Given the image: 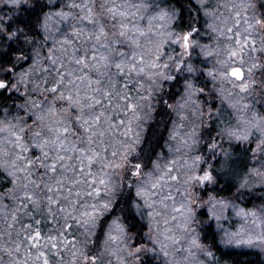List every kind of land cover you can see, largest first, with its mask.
<instances>
[{"label":"snow or ice","instance_id":"obj_1","mask_svg":"<svg viewBox=\"0 0 264 264\" xmlns=\"http://www.w3.org/2000/svg\"><path fill=\"white\" fill-rule=\"evenodd\" d=\"M237 249L264 254V0H0V264Z\"/></svg>","mask_w":264,"mask_h":264},{"label":"trees","instance_id":"obj_2","mask_svg":"<svg viewBox=\"0 0 264 264\" xmlns=\"http://www.w3.org/2000/svg\"><path fill=\"white\" fill-rule=\"evenodd\" d=\"M164 135L166 136L167 133L165 132ZM223 251L227 252L228 250L223 249ZM225 260L228 261V264H264V254L258 253L257 250L237 249L231 256H225Z\"/></svg>","mask_w":264,"mask_h":264}]
</instances>
